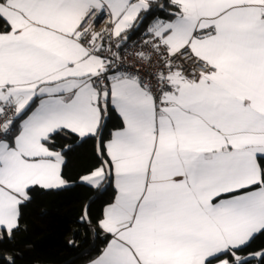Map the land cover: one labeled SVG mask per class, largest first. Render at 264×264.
Wrapping results in <instances>:
<instances>
[{
	"label": "snow or ice",
	"instance_id": "obj_1",
	"mask_svg": "<svg viewBox=\"0 0 264 264\" xmlns=\"http://www.w3.org/2000/svg\"><path fill=\"white\" fill-rule=\"evenodd\" d=\"M57 137L114 188L89 264H264V0H0V264L33 191L70 186Z\"/></svg>",
	"mask_w": 264,
	"mask_h": 264
},
{
	"label": "trees",
	"instance_id": "obj_2",
	"mask_svg": "<svg viewBox=\"0 0 264 264\" xmlns=\"http://www.w3.org/2000/svg\"><path fill=\"white\" fill-rule=\"evenodd\" d=\"M157 14L166 16V13ZM143 30L142 27L133 37ZM119 125V118L113 114L108 131ZM75 139L57 137L55 140L56 150L69 143L74 145L65 154L63 168L70 186L63 190H34L31 204L24 209L21 230L13 241L5 244L16 255V264H84L98 255L108 240L103 232L94 231L92 226L102 216L105 206L113 201L114 188L107 184L96 189L80 182V177L98 167L100 162L94 141L76 144ZM85 205L92 226L80 222ZM76 223L79 225L74 226ZM73 240L75 244H70ZM261 248H264V237H257L249 250Z\"/></svg>",
	"mask_w": 264,
	"mask_h": 264
},
{
	"label": "built area",
	"instance_id": "obj_3",
	"mask_svg": "<svg viewBox=\"0 0 264 264\" xmlns=\"http://www.w3.org/2000/svg\"><path fill=\"white\" fill-rule=\"evenodd\" d=\"M105 19H106V15H105V17H103V18H101V19H99L97 21V23L95 25V28H96L97 31H99L104 26ZM140 36H141V34H139L137 36H134L133 38H131V40L128 41V44L126 46V49H122L121 50L122 56L125 54V52H130V51H133L134 50L133 47H132L133 46V43L135 41L139 40L140 39ZM125 63L127 64V63H130V62L128 60H125ZM178 63H180L181 66H183L184 59L183 58H178Z\"/></svg>",
	"mask_w": 264,
	"mask_h": 264
},
{
	"label": "crops",
	"instance_id": "obj_4",
	"mask_svg": "<svg viewBox=\"0 0 264 264\" xmlns=\"http://www.w3.org/2000/svg\"><path fill=\"white\" fill-rule=\"evenodd\" d=\"M131 38H133V36L131 37ZM79 225V223H76V224H74V226H78ZM110 237H108V239H109ZM106 245V244H105ZM105 247V246H104ZM103 247V248H104ZM94 258V257H93ZM92 259V258H91ZM84 264H89V260L88 261H86Z\"/></svg>",
	"mask_w": 264,
	"mask_h": 264
}]
</instances>
